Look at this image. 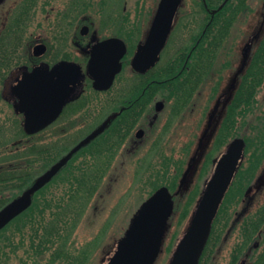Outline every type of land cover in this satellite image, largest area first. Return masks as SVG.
I'll list each match as a JSON object with an SVG mask.
<instances>
[{"label": "flooded vegetation", "instance_id": "obj_1", "mask_svg": "<svg viewBox=\"0 0 264 264\" xmlns=\"http://www.w3.org/2000/svg\"><path fill=\"white\" fill-rule=\"evenodd\" d=\"M8 1L10 0L0 3V18L5 10L6 17L17 15L18 24L33 17L39 30L33 44L27 48L26 61L12 67L21 52L17 50L19 47H12L6 42L7 25L0 27L1 97L7 106H11L9 109L20 117L24 132L25 115L17 107L21 98L16 93V87L24 76L38 68L51 71L61 63H77L85 74L80 82L83 84L81 93L67 98L59 116L43 130L31 135L34 139L49 128L58 125L72 126L73 115L85 109L90 111L96 104L104 109L105 102L101 98L104 94H107L106 105L110 110L106 115L103 112L96 117L92 132L114 124V146L99 148L100 153L108 154L112 158H127L138 153L140 157H148L153 153L150 145L162 138H154L158 129L166 125L161 134L163 135L174 124V119L179 118L180 123H183L191 118L190 124L194 131L186 138L195 146L190 151L187 168L183 170L177 185L179 189L180 181L189 169L183 184V188L188 190L195 174H200L201 177L203 172L209 170L211 177L230 143L237 138L242 139V157L213 221L210 237L198 264H264L263 57H260V66L258 63L260 84L254 98L260 104V121L250 122L248 114L253 110L254 104L249 105L247 88L240 89L246 82L251 57L262 43L264 13L258 21L256 32L239 42H224L223 48L229 44L228 52H223L222 49L219 55L226 56L224 67H218L220 57L207 58L204 55L207 48L209 51L214 49L215 35L211 33L208 41L201 40L208 30L215 29L218 14L226 18L229 37L238 19L248 17L249 2L252 0H181L159 59L146 72L137 71L132 61L139 44L147 39L154 25L162 0H135L134 5L131 0H123L122 5L117 0H19L17 3L11 0L16 4L12 8H5ZM126 17L130 23L125 27L132 33L133 41L118 31L124 27L120 19ZM7 20L5 19V23ZM106 30L110 33H105ZM11 33L12 30L9 31ZM136 33L139 36L134 39ZM110 37L122 39L126 43L127 52L122 58V70L116 75L113 85L109 89L100 90L93 85L94 80L88 73V64L93 46ZM200 47L205 48L200 58L205 59L208 66L202 75H195L197 82L193 91L186 88L173 91L161 84L176 77L167 75L170 61L182 55L185 49H190L191 52ZM128 64L131 65V73L128 75L130 84L124 89L114 90L119 78L124 76ZM60 74L65 76L61 85L72 88L73 77L70 70L66 69ZM37 76L40 77V74ZM57 77L58 75H53L54 80ZM34 83L37 87L40 83L47 85L37 80ZM157 84L159 86L154 87ZM123 126H129V130L125 131L123 128L120 131ZM79 143L72 145V149ZM208 178L203 179L204 186L202 184L199 195Z\"/></svg>", "mask_w": 264, "mask_h": 264}, {"label": "rangeland", "instance_id": "obj_2", "mask_svg": "<svg viewBox=\"0 0 264 264\" xmlns=\"http://www.w3.org/2000/svg\"><path fill=\"white\" fill-rule=\"evenodd\" d=\"M13 1H8V5L5 4L4 7L12 8L13 5L19 2V0H15L16 3ZM131 1L134 5L137 0ZM117 2L119 5H122L123 0H117ZM249 3L250 10L247 13L248 17L245 19H238L239 21L236 22L233 32L228 37L227 42H239L244 40L245 37L252 32H256L258 21H260V17H262L264 13V0H252ZM5 12L6 10L0 18V27L5 26V24L7 25L5 30L7 35L6 42L12 47H19L17 50L18 52H21L18 61L12 66L15 67L17 64L26 61L25 54H27V48L33 44L34 38L39 30L35 25L33 17H29L24 23L18 24L16 14H11L6 17ZM5 19H8L7 23H5ZM121 19L120 23L124 27L118 30L119 33L124 34L130 41H133L132 33L128 31L127 27H125L127 23H130V20L127 17L123 18L122 21ZM10 30H12L11 34H9ZM105 33H110V31L106 30ZM138 36V33H136L134 39ZM226 47L223 48V52H225V50L228 52L229 44ZM22 52L24 54H22ZM219 57L218 67H224V57L226 56ZM84 66L86 67V65ZM130 73L131 65L128 64L124 70V76L119 78L114 86V90L124 89L130 84L128 79ZM1 89L0 85V125L5 126L9 141L14 143L35 140L34 143L37 142L39 147H50V157L79 143L88 133L95 129V126L93 125L96 124V117L99 115L101 116L103 112L106 115L108 110H110L106 105V100L108 98L106 96L107 94H104V96L101 97L105 102L104 109L96 104L92 110L90 109V111L85 109L78 112V114L73 115V123L70 127L58 125L57 127L55 126L54 128L44 130L38 138L35 137L36 139H34V137L29 138L30 136L23 138L21 137L22 131L20 129V117L17 116L13 110L9 109L11 106H7V103L2 99ZM248 117L252 123L260 121L259 103L255 102L254 108L249 112ZM65 119H67V117ZM174 120V124L171 125L167 132L165 130L166 133L164 132L163 135L161 134L166 125L163 128L158 129V134L154 138H162L158 140L159 142L157 141L154 143L155 141H153L154 144L150 145V149L151 146L153 148V153L148 157H140L138 153L136 156H128L127 158H112L108 154L103 155L97 147H94L92 148V154L91 152H84L75 162L77 164L83 160V158L87 161L97 160L103 164L107 161L106 173L101 181L98 191L84 206L81 215H78V218L76 217L77 219L75 220V223L68 226V234L70 235L67 240V249H69L72 255L78 257L77 264L106 263L108 257L113 254L117 242L129 227L133 216L145 199L149 197L151 191L155 188L153 183L160 180L158 174L160 177L165 175L167 178H172L179 174L177 178L178 185L183 170L187 168V159L190 151L191 149H194L195 144L191 141H187L186 138V136L194 131L190 124V121H192L191 118L186 119V122L183 123H180L179 118ZM37 168H40L41 171L44 169L41 165ZM194 170L195 168L193 169L192 174ZM210 175L211 171L209 170L203 172L201 177L200 174H195L190 190L185 189L176 196L178 206L182 203L181 208L188 206L189 211L186 219H184L183 222H180V217H182L184 211L181 208H175V212L170 220L165 235L163 251L159 255L155 264H168L172 252L190 221L191 215L200 196L198 193V195L193 198L192 202L191 195L193 194V190L200 192L201 187L204 186L202 183L203 179L210 177ZM51 191L55 193V199H58L59 196L61 197L60 193L62 192V186L56 184L52 185L49 192ZM20 254H24V249ZM56 264L69 263L61 260L60 262H56Z\"/></svg>", "mask_w": 264, "mask_h": 264}, {"label": "water", "instance_id": "obj_3", "mask_svg": "<svg viewBox=\"0 0 264 264\" xmlns=\"http://www.w3.org/2000/svg\"><path fill=\"white\" fill-rule=\"evenodd\" d=\"M5 0H0L2 3ZM181 0H162L154 25L144 42L137 48L132 61L133 67L146 72L155 65L159 54L169 36L174 14ZM127 52L126 43L118 37H110L96 43L91 50L88 73L93 78L96 89H109L121 72L122 58ZM72 73V88H65L61 81L64 70ZM40 74V77L37 75ZM46 74L47 76H45ZM58 75L57 80L53 75ZM82 68L77 63H61L51 71L38 68L26 74L16 87L21 98L17 105L24 112V127L28 134L43 130L60 114L66 99L78 96L84 78ZM44 85H35L34 81ZM104 127L96 129L84 138L76 147H81L101 132ZM244 141L235 139L219 159L213 175L206 186L193 211L188 227L180 238L169 264H198L209 239L213 220L228 190L243 154ZM61 164L49 168L21 196L15 198L0 210V230L14 218L23 213L32 204L35 191L42 188L59 171ZM189 169L183 175L180 188L185 183ZM174 198L167 186L158 188L137 210L124 236L118 241L113 255L107 264H154L158 258L169 219L174 211Z\"/></svg>", "mask_w": 264, "mask_h": 264}, {"label": "trees", "instance_id": "obj_4", "mask_svg": "<svg viewBox=\"0 0 264 264\" xmlns=\"http://www.w3.org/2000/svg\"><path fill=\"white\" fill-rule=\"evenodd\" d=\"M210 30L203 35L201 40L208 41L213 33L216 41L215 50L209 51L207 48L204 55L207 58L214 56L218 58L229 35L225 16L218 14L216 27ZM261 42L251 57L246 82L240 88H247L250 106L255 104L256 88L260 84L258 67L260 57L264 58V36ZM202 51H205L204 47L191 52L190 49H185L182 55L170 61L167 75H176V77L169 78L161 84L173 91L184 88L193 91L197 82L195 75H202L208 66V62L200 58ZM183 65L184 68L181 69ZM157 73H160L159 70ZM156 86L159 85L154 87ZM172 94L176 95L175 92ZM113 125L104 127L96 137L83 146L77 149L75 147L72 149L70 146L65 151L51 157L50 147H39L37 142L34 143L35 140L11 143L5 126L0 125V210L28 190L48 168L61 164L57 174L33 193L30 207L0 230V264H56L61 260L69 264H77L78 257L72 255L67 249V240L70 235L68 226L75 223L78 215L83 212L84 206L98 191L106 173L107 161L103 164L97 160L87 161L83 158L77 164L75 162L84 152L92 154L94 147L97 149L102 146L112 148L115 141ZM123 128L125 131L129 130V126H123L120 131H123ZM20 129L21 137H29L22 127ZM40 165L44 168L42 171L37 168ZM178 175L167 178L165 175L160 177L158 174L160 180L153 183L155 188L149 196L163 185L174 190L177 186ZM55 184L62 186L61 197L59 196L58 199H55V193L49 192ZM198 193L193 190L192 202ZM176 204L177 208H181L182 203L179 206L178 202ZM188 208V206L181 208L184 213L180 217V222L186 219ZM23 249L25 256L20 254Z\"/></svg>", "mask_w": 264, "mask_h": 264}]
</instances>
